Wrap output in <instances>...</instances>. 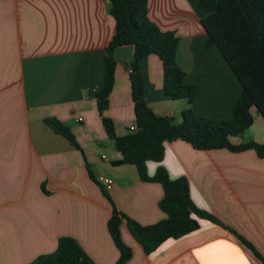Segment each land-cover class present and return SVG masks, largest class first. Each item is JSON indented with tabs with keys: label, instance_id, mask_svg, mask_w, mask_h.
I'll use <instances>...</instances> for the list:
<instances>
[{
	"label": "crops",
	"instance_id": "0c3cea01",
	"mask_svg": "<svg viewBox=\"0 0 264 264\" xmlns=\"http://www.w3.org/2000/svg\"><path fill=\"white\" fill-rule=\"evenodd\" d=\"M146 3L149 22L178 38L176 64L184 84L197 91L191 104L171 100L162 90L160 60L145 57L139 73L149 108L176 124L187 108L205 119H230L241 86L216 46L206 47L190 1ZM109 8L108 0H0V264H29L53 252L62 237L74 239L92 264H114L118 251L107 231L112 207L100 177L113 181L106 194L127 218L151 226L166 217L160 184L141 181L133 165H112L121 155L104 131L95 99L106 73L105 47L115 32ZM132 57V46L113 54L114 83L102 116L117 136L135 126ZM251 114L250 140L264 144V121L254 109ZM46 119L66 126L79 149ZM243 141L249 139L231 140ZM163 148L161 163H146L147 176L161 166L171 180L184 178L193 205L218 224L197 219L196 231L146 255L122 220L129 264H262L238 237L264 259V157L253 150L201 151L179 140Z\"/></svg>",
	"mask_w": 264,
	"mask_h": 264
},
{
	"label": "trees",
	"instance_id": "16d2710c",
	"mask_svg": "<svg viewBox=\"0 0 264 264\" xmlns=\"http://www.w3.org/2000/svg\"><path fill=\"white\" fill-rule=\"evenodd\" d=\"M109 12L115 22V32L105 47V78L100 91L95 93L97 110L109 140L120 153L121 159L113 166H135L139 179L161 185L163 197L159 202L165 219L151 226H141L119 213L106 190L103 196L112 207L107 221V231L118 251L114 264H129L131 249L120 235V224L126 220L131 236L141 245L146 255L153 252L168 239H178L199 228L197 219L218 221L198 210L190 200L187 181L171 180L166 170L159 166L153 177L146 173V163H161L166 142L183 141L196 150L225 149L231 153L253 150L259 158L264 157V144L252 140L238 144L231 142L242 138L253 122L254 109L264 121V0H189L200 17L206 33V47L216 46L223 60L241 86V95L228 120L213 121L199 117L187 108L176 124L168 117L156 116L144 100L143 83L139 73V61L156 56L162 65V90L171 100H185L191 104L197 95L194 86L183 82L185 73L177 66L175 54L178 38L172 32H162L147 18L146 0H108ZM123 46L133 47L130 63V88L135 130L123 136L115 134L113 123L102 116L113 87L115 62L114 51ZM46 125L57 135L67 139L78 148L71 131L53 119ZM88 173L90 171L87 167ZM238 239L257 257L264 259L246 241ZM29 264H92L83 249L70 237L58 240L53 252L40 255Z\"/></svg>",
	"mask_w": 264,
	"mask_h": 264
},
{
	"label": "built area",
	"instance_id": "2783aa9c",
	"mask_svg": "<svg viewBox=\"0 0 264 264\" xmlns=\"http://www.w3.org/2000/svg\"><path fill=\"white\" fill-rule=\"evenodd\" d=\"M81 121V118H78L76 120V122H80ZM129 130L131 131H134L135 130V126L133 127H130ZM103 158V157H102ZM98 182L100 183V185L106 190H110L112 185H113V181L110 179V178H107V177H100L98 179Z\"/></svg>",
	"mask_w": 264,
	"mask_h": 264
},
{
	"label": "rangeland",
	"instance_id": "374dc122",
	"mask_svg": "<svg viewBox=\"0 0 264 264\" xmlns=\"http://www.w3.org/2000/svg\"><path fill=\"white\" fill-rule=\"evenodd\" d=\"M241 139H244V140H250V136H249V132L248 130L244 133L243 137Z\"/></svg>",
	"mask_w": 264,
	"mask_h": 264
}]
</instances>
